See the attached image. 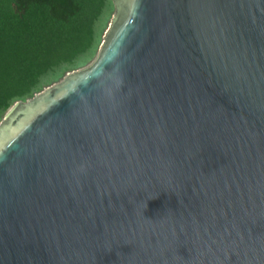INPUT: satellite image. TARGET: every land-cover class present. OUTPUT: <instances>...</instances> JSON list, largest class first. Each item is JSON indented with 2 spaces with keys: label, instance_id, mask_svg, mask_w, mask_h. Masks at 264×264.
I'll return each mask as SVG.
<instances>
[{
  "label": "water",
  "instance_id": "obj_1",
  "mask_svg": "<svg viewBox=\"0 0 264 264\" xmlns=\"http://www.w3.org/2000/svg\"><path fill=\"white\" fill-rule=\"evenodd\" d=\"M114 4L0 123V264H264V0Z\"/></svg>",
  "mask_w": 264,
  "mask_h": 264
},
{
  "label": "trees",
  "instance_id": "obj_2",
  "mask_svg": "<svg viewBox=\"0 0 264 264\" xmlns=\"http://www.w3.org/2000/svg\"><path fill=\"white\" fill-rule=\"evenodd\" d=\"M91 10L81 0H0V116L89 47Z\"/></svg>",
  "mask_w": 264,
  "mask_h": 264
},
{
  "label": "rangeland",
  "instance_id": "obj_3",
  "mask_svg": "<svg viewBox=\"0 0 264 264\" xmlns=\"http://www.w3.org/2000/svg\"><path fill=\"white\" fill-rule=\"evenodd\" d=\"M84 4V8H93L91 14L95 16L92 19V37L91 43L87 49L73 58L70 62H63L59 66L50 70L42 78L41 90L46 87L60 81L66 74L79 70L87 65H89L97 56L100 46L103 42L104 35L108 29L113 14L116 10L114 0H81ZM39 91V92H40ZM37 93V92H36ZM35 94V93H34ZM32 97V96H31ZM30 97L24 99H19L14 101L11 106L0 116V123L2 122L5 115L13 108L17 101H23Z\"/></svg>",
  "mask_w": 264,
  "mask_h": 264
}]
</instances>
